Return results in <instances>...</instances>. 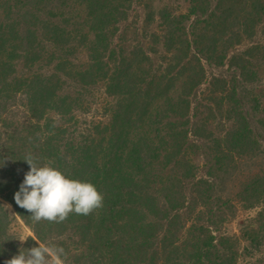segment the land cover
Wrapping results in <instances>:
<instances>
[{
  "label": "trees",
  "instance_id": "1",
  "mask_svg": "<svg viewBox=\"0 0 264 264\" xmlns=\"http://www.w3.org/2000/svg\"><path fill=\"white\" fill-rule=\"evenodd\" d=\"M60 1L0 2L4 8L0 16V158H5L0 167V196L14 205L34 233L23 243L16 242L8 230L10 214L0 199V264L35 244L49 248L45 264H57L52 253L64 264H239L236 240L217 234L210 211L198 209L187 216L196 200L183 184L175 187L171 177L180 168V182L196 180V197L209 190L211 185L198 178L187 150L192 94L206 79L205 60L224 63L231 47L243 36L254 35L264 0H251L248 22L236 26L222 19V29L211 33L194 34L188 24L192 16L208 13L210 0H192L188 13L162 9L164 44L174 61L159 73L151 71V56L142 47L133 58L123 57L114 65L106 59L115 25L128 16L124 0H77L87 8L92 39L71 22ZM86 43L91 62L77 69L70 59ZM255 48L230 58L248 80L256 77L252 70ZM44 57L54 63L53 69L31 74L20 70ZM137 59L145 62V68L134 65L132 60ZM100 78L107 79V93L117 98L112 116L95 124L87 138L80 140L48 111L72 117L86 105L82 91ZM158 99L163 104L157 107ZM230 117L234 124L224 136L226 147L241 153L254 151L257 140L250 119L235 109ZM25 157L37 166L51 165L71 178L91 182L102 195L101 205L86 215L69 212L60 221L34 220L13 200L29 167ZM240 195L243 206L264 208V174L255 175ZM71 240L79 241L83 249L72 251ZM248 240L250 251L264 247V229L252 225ZM245 264H264V257Z\"/></svg>",
  "mask_w": 264,
  "mask_h": 264
},
{
  "label": "rangeland",
  "instance_id": "2",
  "mask_svg": "<svg viewBox=\"0 0 264 264\" xmlns=\"http://www.w3.org/2000/svg\"><path fill=\"white\" fill-rule=\"evenodd\" d=\"M60 2L63 3L62 7L66 15L71 18V22H75L80 31L88 32L92 39L94 34L89 31L85 4L77 0ZM124 2L129 6L128 16L115 25L111 36V49L107 52L106 59L114 65V62L123 57L133 58L134 51L142 47L143 51L151 56V71L163 72L174 60L172 52L168 51L164 44L165 28L161 22L160 11L167 8L175 14L188 13L192 0H124ZM250 3L251 0H210L208 13L192 16L189 19L190 30L194 34L221 30L222 19H227L236 26L248 22ZM226 9L229 11H225ZM3 10L4 8H0V16ZM219 45L223 47L222 43ZM254 46L256 48L252 52V70L256 77L248 80L242 73V68L232 64L230 58L232 54ZM90 54L88 43L80 46L70 59L73 62H71L72 66L77 69L88 67L91 62ZM244 57L248 60V54ZM132 61L135 66L145 68V62L141 63L139 59ZM204 62L207 70L206 79L196 87L191 98L187 150L197 166L198 178L207 179L211 186L207 192L196 197L197 189L193 188L196 180L180 182L177 177L180 176V168L178 173L176 170L173 171L171 183L175 187L183 184L189 197L196 200L192 202L187 216L196 214L198 209L212 212V219L216 222L211 223L217 234L225 233L236 240L239 264L250 261L257 263L264 257V247L251 248L250 251L248 234L252 225L260 230L264 229L260 226L264 217V208L261 204L253 207L243 206L240 194L245 191L255 175L264 174V12L254 35L243 36L241 42L231 47L224 63L208 60ZM53 67L54 63H50L48 57H44L35 64L21 66L20 70L31 74L36 71L51 70ZM106 83V78H100L96 84L83 90L81 100L86 105L83 109H77L72 117L64 118L55 110H49L48 115L59 120L57 124L68 127L70 135L77 136L80 140L86 139L95 124L105 123L112 116L117 98L107 93ZM180 83L181 80L176 81V90ZM162 101L163 99H158L157 107L163 104ZM233 109L242 110L247 121L248 118L250 119L257 140L254 151L241 153L227 148L224 144V136L234 124L233 118L230 117ZM21 117L27 119L25 115ZM0 199L11 217L9 233L16 242H25L34 234L30 225L17 213L9 200L2 196ZM184 212L186 210L183 211V215ZM25 237L26 239L23 240ZM70 242L72 251L78 252L83 249L79 241ZM52 259L57 264H64L54 253Z\"/></svg>",
  "mask_w": 264,
  "mask_h": 264
},
{
  "label": "clouds",
  "instance_id": "3",
  "mask_svg": "<svg viewBox=\"0 0 264 264\" xmlns=\"http://www.w3.org/2000/svg\"><path fill=\"white\" fill-rule=\"evenodd\" d=\"M4 159L0 158V167L4 165ZM23 160L29 167L13 193V200L34 220L60 221L69 212L86 215L101 205L102 195L91 182L71 178L51 165L37 166L28 157ZM25 248L26 251L18 250L4 259L3 264H45L49 255L47 246L35 244Z\"/></svg>",
  "mask_w": 264,
  "mask_h": 264
}]
</instances>
